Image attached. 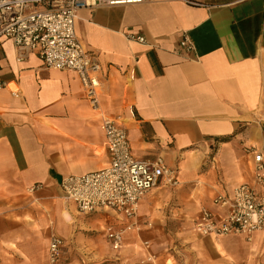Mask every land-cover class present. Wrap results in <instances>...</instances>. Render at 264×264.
Instances as JSON below:
<instances>
[{
	"label": "crops",
	"instance_id": "0c3cea01",
	"mask_svg": "<svg viewBox=\"0 0 264 264\" xmlns=\"http://www.w3.org/2000/svg\"><path fill=\"white\" fill-rule=\"evenodd\" d=\"M74 26L99 64L94 106L73 72L48 70L35 54L18 60L10 41L0 44V83L17 90L0 88V264H49L52 237L64 246L58 264H86L93 246L85 231L97 216L103 231L122 223L110 211L75 218L58 187L107 163L103 118L126 130L135 159L160 157L177 170L174 193L190 201L191 232L178 228L169 240L139 217L142 230L159 234L166 247L158 256L149 250L150 261L143 251L138 264H166L170 240L204 253L176 264H264V235L214 239L193 228L201 209L227 211L214 199L229 200L234 188L251 183L249 150H264V0H146L82 9ZM183 36L192 52L180 49ZM133 235L125 234L123 247Z\"/></svg>",
	"mask_w": 264,
	"mask_h": 264
},
{
	"label": "built area",
	"instance_id": "2783aa9c",
	"mask_svg": "<svg viewBox=\"0 0 264 264\" xmlns=\"http://www.w3.org/2000/svg\"><path fill=\"white\" fill-rule=\"evenodd\" d=\"M146 0H0V44L12 43L21 60L26 54H35L48 70L73 72L78 77L87 100L97 104L99 64L75 32V18L82 9L142 4ZM199 5L197 1H189ZM127 39L144 43L142 36L127 35ZM180 49L194 50L187 36L180 41ZM13 95L16 89L0 83ZM100 129L104 136L107 155L105 166L95 172L62 179L59 190L62 199L75 206L78 213L88 215L98 211L112 212L122 223L107 224L105 239L111 250L120 251L127 233L139 235V205L143 197L158 187L178 185L177 170L166 166L160 157L152 161L135 159L126 130L116 120L103 118ZM251 183H243L232 192L229 200L217 196L213 203L227 211L220 215L201 209L193 228L201 237L220 239L242 237L251 241L256 234L264 235V150L251 148ZM38 186L31 188L35 190ZM140 248L150 261V244L141 242ZM63 243L52 237L47 247V261L58 264L63 254Z\"/></svg>",
	"mask_w": 264,
	"mask_h": 264
},
{
	"label": "rangeland",
	"instance_id": "374dc122",
	"mask_svg": "<svg viewBox=\"0 0 264 264\" xmlns=\"http://www.w3.org/2000/svg\"><path fill=\"white\" fill-rule=\"evenodd\" d=\"M174 192L175 189L169 187L153 189L147 197L145 211H141L144 209L142 206L139 207L138 211L139 217H141V219H150L152 228L154 227V229L164 230V235L169 236V238L166 237L168 238L166 240L172 238V234H175V230L178 228L183 232H191L192 230L191 214L188 210L190 201L180 200L176 197ZM70 213L71 215L75 216V218L80 216L87 219L96 217L95 214L82 215L76 213L73 208L70 210ZM97 218H99V222L95 223V228L92 231H85L89 234L88 237H85V241L91 242L93 246L92 249L87 251V253L84 255L88 257L86 264H138L140 263L142 257L141 255L143 253L140 245L141 241L144 240H151V243H149L150 250H152L155 255L158 256L163 254L166 246L162 243L163 241L157 237L159 234L154 233L153 231L149 232L146 229H143L138 236H131L129 243L125 245L120 251L115 252L111 250L105 239L104 231L101 230L102 226L104 225L103 218L102 220L99 216H97ZM71 225L77 226L75 219H73ZM160 237H163V233H160ZM192 240H197L196 235H192ZM169 242H171V245L169 244L168 250L166 252V264H176V260H182L189 254L192 256L199 255L201 257L204 255L203 250L195 253V250H183L185 249V247H182L183 243H178L174 240H170ZM184 242V244H188L186 240ZM131 243L133 245H131ZM175 247H178L179 250L175 249Z\"/></svg>",
	"mask_w": 264,
	"mask_h": 264
},
{
	"label": "bare ground",
	"instance_id": "6f19581e",
	"mask_svg": "<svg viewBox=\"0 0 264 264\" xmlns=\"http://www.w3.org/2000/svg\"><path fill=\"white\" fill-rule=\"evenodd\" d=\"M66 216V215H65ZM66 218V217H65Z\"/></svg>",
	"mask_w": 264,
	"mask_h": 264
}]
</instances>
